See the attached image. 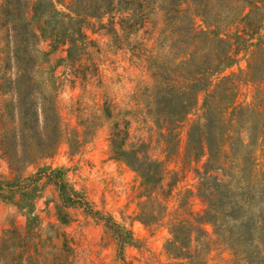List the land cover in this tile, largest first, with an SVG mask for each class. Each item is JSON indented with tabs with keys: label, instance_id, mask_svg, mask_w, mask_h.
Wrapping results in <instances>:
<instances>
[{
	"label": "rangeland",
	"instance_id": "rangeland-1",
	"mask_svg": "<svg viewBox=\"0 0 264 264\" xmlns=\"http://www.w3.org/2000/svg\"><path fill=\"white\" fill-rule=\"evenodd\" d=\"M53 1L58 10L76 16L75 0ZM117 1L121 10L114 23L109 15L85 19L83 32L95 45L76 67L85 71L87 80L81 73L76 77L67 63L68 44L42 35L53 31V24L34 18L31 3L28 19L40 35L36 95L43 91L55 99L62 140L51 155L35 156L26 164L22 159L13 161L0 143V264H187L172 257L166 243L172 236L170 221L181 205L187 203L200 214L206 208L198 172L205 171L207 157L197 159L189 151L188 134L196 123H208L221 147L216 165L222 169L214 174L234 195L245 192L255 215L264 211V82L254 80L264 72V8L250 4L262 2ZM198 3L205 7L207 18L195 17L200 33L192 44L194 32L187 34L184 27L185 10ZM248 21L258 27L252 45L240 51L234 64L211 77L209 87L199 93L197 106L174 130L176 141L168 145L164 136L168 130L154 118L157 80L152 71L163 66L173 75L182 73L180 82L185 86L196 83L203 52L217 46L221 51ZM218 39L223 40L219 45ZM5 44L1 36L0 49ZM260 44L263 50L258 49ZM203 46L205 50L200 49ZM196 49L191 62L184 63ZM5 57L0 51V134L14 123L8 105L11 93H5L3 85L5 78L15 75L16 67L7 65ZM106 100L115 103V112L121 115L95 120ZM36 108L39 112L38 104ZM121 117L130 122L127 143L147 144L151 157L164 162L169 171L162 193L155 194L168 207L159 219L153 218L157 208L146 195L144 179L112 154L111 133ZM84 130L88 141L72 150L68 136L79 132L84 137ZM57 181L66 185L59 187ZM206 229L210 238L217 239L212 225ZM224 246L213 245L208 264H233L235 255ZM258 250V261L252 264H264V241Z\"/></svg>",
	"mask_w": 264,
	"mask_h": 264
},
{
	"label": "trees",
	"instance_id": "trees-1",
	"mask_svg": "<svg viewBox=\"0 0 264 264\" xmlns=\"http://www.w3.org/2000/svg\"><path fill=\"white\" fill-rule=\"evenodd\" d=\"M260 1L262 5L249 2L255 9H261L264 8V0ZM75 2L76 16L58 10L53 0H1L0 2V34H2L0 37L6 39V44L0 51L6 54L7 65L13 64L16 67L15 75L5 78L3 85L4 92L11 93L8 105L12 106L13 128L11 130L6 128L1 132L0 143L13 161L15 158L22 159L26 164L35 161V156L51 155L62 140L55 99L47 97L43 91H40L39 96L36 95V47L40 35L36 33L28 19L31 3L34 4L31 7L34 18L45 19V23L53 24V31L43 32L42 35L51 38L54 43L68 44L67 63L73 68L76 77L82 74L83 80H87L85 71L76 67V63L85 54L90 55L88 48L95 45L83 32L85 19L109 15L110 22L114 23L117 13L121 10L117 0H75ZM200 4L198 3L196 8L188 7L185 10L187 14L184 17V27L187 34L194 32L192 44L200 33L195 26V17L201 15L207 18L205 7ZM250 13L245 17L247 20ZM45 30L43 28V31ZM257 30L256 24L248 21L243 32L230 36L233 40L226 41L227 45L221 48V51L219 46L214 50L209 47L204 51L202 57H205V60L197 70V74L201 76L194 84L185 86L180 82V78L184 77L182 73L173 75L163 66L152 71V75L157 80L154 118L160 128L168 130L164 135L168 145L171 144L172 139L176 141L177 134L174 130L197 106L199 93L209 87L211 77L237 61L240 51L252 45L250 40ZM213 34L217 35L218 31H213ZM222 41L218 39L216 43L219 45ZM202 48L205 50L204 46L200 47ZM258 49L263 50V45L260 44ZM197 51L194 50L189 60L184 63L191 62ZM97 70L96 64L93 63L95 74ZM230 79L231 77L227 78ZM254 80L264 82V72L261 71ZM36 104L40 108L39 112ZM115 105L107 100L100 104L98 108L100 113L94 114L95 120H99L104 115L107 117L121 115L120 111L115 112ZM148 111L152 113L151 108ZM129 124L130 122L124 117H121V120L116 119L110 139L112 154L123 159L144 179L146 195L155 201L157 208V214L153 218L159 219L158 216L160 214L163 216L168 207L155 194L162 193L160 190L169 171L164 162L151 157L147 144L127 143ZM208 127H210L208 123H196L188 134L190 154L197 159L207 157L204 164L205 171L198 172L199 194L206 203V208L200 214L192 211L187 203L181 205V209L175 212L170 221L172 236L166 243V249L172 257L186 260L187 264H208L207 255L213 249V245H225L222 249H229L235 255L233 264H241L242 261L245 264H252L258 261L260 256L258 245L264 241V211L255 215L250 207L249 196L245 192H242L240 197L234 195L232 188L224 184L218 174H214L219 168L222 169L216 165L221 147L218 140L216 141L213 128ZM83 134L84 137H81L79 132L68 136L72 150L78 149L88 141V131L84 130ZM18 145L22 146L21 151ZM57 184L59 187L66 185L61 181H57ZM209 224L218 235L215 240L210 238V233L206 229Z\"/></svg>",
	"mask_w": 264,
	"mask_h": 264
}]
</instances>
